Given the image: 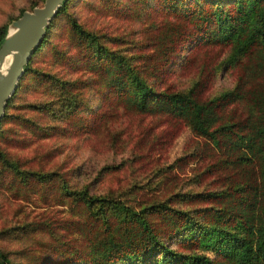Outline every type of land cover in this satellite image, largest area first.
I'll use <instances>...</instances> for the list:
<instances>
[{"label":"rangeland","instance_id":"374dc122","mask_svg":"<svg viewBox=\"0 0 264 264\" xmlns=\"http://www.w3.org/2000/svg\"><path fill=\"white\" fill-rule=\"evenodd\" d=\"M35 1L0 0V25L6 23L7 31L18 12ZM142 1L68 0L67 12L45 29L46 40L30 63L39 69L22 80L0 124V149L16 163L13 168L0 161V248L8 251L13 264H68L72 248L83 249L91 236L88 228L95 222L88 228L82 224L88 209L80 199L59 191L57 173L72 186L86 185L90 193L108 194L133 209L172 193V206L212 205L216 202L210 197L195 194L208 196L228 182L218 178L222 171L201 172L215 154L183 119L137 111L130 100L117 96L124 86L120 82L110 87L96 74L67 18L72 14L84 28L112 38L106 44L126 54L149 55L148 67L155 77L162 76L160 85L170 89L194 86L204 97H217L236 86L264 82V68L258 66L254 50L240 53L229 41L198 45L196 37L180 44L176 62L150 65L158 56L151 43L160 29L165 40L177 32L181 40L190 24L178 15L167 17L163 9L152 12L153 6L143 12ZM171 21L179 27L167 30L164 24ZM170 53L174 57L175 52ZM131 63L142 68L139 57H132ZM50 75L74 78L81 98L76 108L65 110L63 92ZM48 99L52 103L46 105ZM244 105L237 99L224 109L234 119L245 112ZM168 238L183 252L214 258L219 251L213 246H176L178 233Z\"/></svg>","mask_w":264,"mask_h":264},{"label":"trees","instance_id":"16d2710c","mask_svg":"<svg viewBox=\"0 0 264 264\" xmlns=\"http://www.w3.org/2000/svg\"><path fill=\"white\" fill-rule=\"evenodd\" d=\"M41 2L36 0L27 10ZM67 2L64 0L60 4L47 31L59 14L67 12ZM142 3L146 7L143 12L149 13L148 9L153 6L152 12L163 9L167 17L178 15L190 24L181 40L175 36L178 32L170 33L165 40L167 37L162 38L165 32L160 29L161 34H156L151 43L158 56L150 65L162 60H165L164 66L176 62L180 44L196 37L195 42L201 43L198 45L229 41L240 53L254 50L258 66L264 68V0H144ZM67 21L70 31L81 40L88 64L97 68L96 74L106 79L110 87L118 86L120 82L124 87L127 85L117 94L120 99L130 100L140 112H158L172 120L183 119L192 132L204 138L215 154H210L201 172L219 170L222 173L218 178L223 180L225 177L228 181L222 189L207 193L208 196L203 192L195 194L203 199L210 197L216 202L212 205L199 208L172 206V193L133 209L112 200L108 194L90 193L86 185L72 186L62 173H57L59 191L80 199L88 209L82 224L88 228L93 221L96 225L88 228L92 229L91 236L83 249L72 248L68 257L72 261L68 264H264V82L246 88L236 86L217 97H204L194 86L187 90L163 87L160 85L162 76L157 74L155 77L147 65L149 55L126 54L120 47L107 45L105 40L112 42V38L105 39L102 33L84 28L72 14ZM174 25L179 27L174 21L164 24L167 30H172ZM5 33L6 23L0 25V42ZM45 35L24 66L17 88L4 106L0 124L8 115L6 109L22 80L39 69L30 63L45 42ZM171 51L175 52L174 57L170 55ZM132 57H139L142 68L134 67ZM50 79L63 92L65 110L76 108L81 98L75 89L74 78L50 75ZM237 99L244 100L246 110L233 119L224 107ZM44 103L47 105L52 101L48 99ZM0 161L16 168L15 161L1 149ZM250 163L254 167L249 166ZM107 208L114 209L112 214ZM175 233L179 234L176 246L183 243L194 248L213 246L219 251L214 258L183 252L168 238ZM0 264H13L8 251L2 248Z\"/></svg>","mask_w":264,"mask_h":264},{"label":"water","instance_id":"95a60500","mask_svg":"<svg viewBox=\"0 0 264 264\" xmlns=\"http://www.w3.org/2000/svg\"><path fill=\"white\" fill-rule=\"evenodd\" d=\"M64 0H42L41 4L22 12L9 23L0 42V66L9 57L4 69L0 67V118L7 99L14 92L35 47L45 34L47 24Z\"/></svg>","mask_w":264,"mask_h":264},{"label":"bare ground","instance_id":"6f19581e","mask_svg":"<svg viewBox=\"0 0 264 264\" xmlns=\"http://www.w3.org/2000/svg\"><path fill=\"white\" fill-rule=\"evenodd\" d=\"M8 60H9V57H6L4 60H3V62L1 63V69H4L5 68V66L7 65V62H8Z\"/></svg>","mask_w":264,"mask_h":264}]
</instances>
